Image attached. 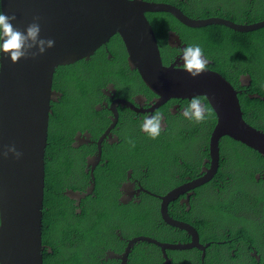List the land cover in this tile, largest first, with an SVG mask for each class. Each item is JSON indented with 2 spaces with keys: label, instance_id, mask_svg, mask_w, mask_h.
<instances>
[{
  "label": "water",
  "instance_id": "1",
  "mask_svg": "<svg viewBox=\"0 0 264 264\" xmlns=\"http://www.w3.org/2000/svg\"><path fill=\"white\" fill-rule=\"evenodd\" d=\"M0 5L6 14L15 15L16 27L23 30L36 19L41 37L55 41L52 49L35 58L29 56L12 63L8 57L0 56L3 66L0 70V153L11 145L22 153L20 159L12 154L7 158L0 155V264H44L46 156L54 114L52 105L62 96L53 90L54 75L59 66L90 59L116 35H120L126 46L131 69L159 97L156 108L171 100L186 101L200 95L214 111L217 121L210 135L211 169L167 195L152 194L161 201L162 220L185 231L190 241L169 243L140 236L127 243L123 254L112 251L109 257L128 264L134 246L147 242L160 248L165 264H172L168 251L198 249L204 260L210 244H201L196 228L172 217L169 207L181 196H186L181 202L189 206L194 190L210 181L217 170L221 138L229 137L264 155V131L245 120L239 93L220 73L206 68L193 79L180 64H165L146 14L166 12L191 28L219 25L239 33L263 29L264 20L242 24L224 17L193 19L173 4L144 0L131 4L128 0H0ZM242 86H245L243 81ZM119 104L133 108L121 101L112 109L116 111ZM97 159L98 155L93 158ZM92 177V185L85 193L70 190L66 194L81 203L96 190V177L94 174Z\"/></svg>",
  "mask_w": 264,
  "mask_h": 264
},
{
  "label": "trees",
  "instance_id": "2",
  "mask_svg": "<svg viewBox=\"0 0 264 264\" xmlns=\"http://www.w3.org/2000/svg\"><path fill=\"white\" fill-rule=\"evenodd\" d=\"M171 1L191 16L198 18L216 15L249 24H256L264 19V16L259 19L258 14L256 15V13H260L261 9L253 7L244 9L239 12L240 14L236 13L235 10L222 9L219 11L218 7H207L204 13L193 14L186 0L184 2L182 0ZM232 15L239 16L240 20ZM148 16L156 31L155 34L158 42H160L159 46H165L163 35L169 26L181 28L182 36H187L192 44H200L204 55L209 59V64L206 67L220 73L226 81L239 91L238 97L243 116L247 122L251 126L264 129V43H261L264 41V28L248 33H239L219 25L193 29L185 27L170 13H150ZM183 29H187L188 35L183 34ZM112 43H115L116 48L115 50L112 49L110 53L117 56L115 58L118 60L117 62L108 58L109 52L99 51V57L103 61L101 66L91 70L90 62L78 61V63L59 66L54 75L53 90L61 92L62 96L52 105L54 114L51 115L49 146L46 156L47 179L43 229L46 247L44 264H119V260L108 258V251L113 250L119 254L124 251L127 241L119 240L114 230L117 227H123V221L128 219L133 224V228H135V224L143 227L142 230L139 227L136 228L139 231L138 235L149 232L145 235L169 243H188L190 241L184 231L172 227L162 220L159 199L147 195L144 200L147 203L146 209H141L140 205L136 203L119 204L117 199L120 184L117 182L109 187L108 181L111 175L108 176L105 169L97 174L98 186L94 194L84 198L80 205H76V202L66 195L68 189L85 193L89 187L88 175L85 173V157L89 153L84 150L87 147L76 148L72 146L74 133L82 129V127L74 126L72 122H77L83 118L85 103L91 100L87 97L93 98L101 95V89L106 86L107 82L113 81L121 83V93L124 95L131 81L137 77L140 79L137 71L132 70L129 65L128 53L120 35H116L112 39ZM110 46L112 47V45ZM243 61L245 62L243 66L239 65ZM242 75H249L250 86H242V81H240ZM255 94L260 95V97H254ZM72 100L78 102H72ZM206 105L208 107L206 118L200 122L195 121L196 124L194 123L188 128L180 126V124L175 125L174 129H176L177 134L174 138L169 139L166 135V139L154 141L148 139L137 128L134 132L135 145L131 150L123 152L120 160L113 151L106 152L105 158L110 159L106 165L118 176L123 175L124 178H122L125 179L126 171L132 167V160L139 158L144 167L147 168L146 174L149 177L166 184L172 183L170 188L161 191V194H165L177 184L175 178L170 179L168 177L167 167L169 163L178 169L184 165V158L179 152L180 146L197 140L200 137L197 134L198 131L200 132V127H207L211 131L216 124L214 111L207 103ZM95 115L96 113H91L90 117H95ZM65 119L70 122L67 123ZM234 144H239V142L228 139L224 143V145ZM112 147L114 146H109V149L112 150ZM248 150L256 153L264 165L262 153L251 148ZM135 171L138 170L135 168ZM80 179L85 183L79 182ZM150 189L157 192L152 188ZM178 200L171 203L169 207L172 217L195 226L200 232L201 243L220 240L217 235L210 233L205 227H200L203 220L194 218L193 203L192 209L187 211V206L181 205ZM222 200L225 204L221 208L224 211L219 212L221 218H233L243 204L241 197H223ZM218 201L220 202V200ZM228 207L234 209L231 215H228ZM78 208H82V211L77 212ZM208 209L211 210L210 207ZM193 220H195L194 223ZM152 225L154 226L152 227ZM157 225L168 231L167 236L166 234L165 237L157 236L154 233ZM127 231L129 232L131 229ZM231 233H238L237 236L243 235L248 240L254 241L249 235L250 228L238 229L236 226ZM123 235L132 236H127L126 232ZM222 238L227 239L225 235ZM224 247L226 245L213 243L210 248L213 250V255L208 250L206 264H223L228 260L231 257L230 250H225ZM224 251H226L225 255H223ZM170 259L172 264H181V261H185L184 264H202L201 252L198 249L170 251ZM128 260L129 264H165L166 262L162 257L160 248L147 242L137 243Z\"/></svg>",
  "mask_w": 264,
  "mask_h": 264
},
{
  "label": "flooded vegetation",
  "instance_id": "3",
  "mask_svg": "<svg viewBox=\"0 0 264 264\" xmlns=\"http://www.w3.org/2000/svg\"><path fill=\"white\" fill-rule=\"evenodd\" d=\"M144 1L156 2V3H170L182 9L177 4H174L173 1L171 0H144ZM184 1L185 0H182V2ZM186 1L190 5L193 14L204 13L207 6H211V5L218 7L219 11H221L222 9L224 10L227 9L229 11L235 10L236 13L238 14H240L239 12H242L244 9L250 7L260 9V6H257L254 3L255 0H247L249 5L246 6L243 10L234 9V7H243L242 4L232 2V5H228L223 0H186ZM225 5H227V8H225ZM260 5L263 6L264 2L260 3ZM183 11L193 19L221 17V16L212 15L205 18H198L191 16L185 10ZM148 14L150 13H147L146 16L150 21ZM232 16L240 20L239 16H234V15ZM227 19L232 20L234 22L237 21L236 19L235 21L232 18H227ZM236 23L249 24L245 22H236ZM184 26L188 27L186 25ZM169 28H167L165 35H163V38H165V46L160 45L163 62H165V64L167 65H173L176 63L180 64L179 61L180 50L183 47L192 43L187 39V36H182L180 32L181 28L172 27V26H169ZM184 33L188 35L187 29H183V34ZM110 45H112V47ZM115 48L116 45L115 43H112L111 40L107 45L100 48L90 59L81 60V61H86L88 63L90 62L91 70L94 67H99L101 66L103 61L99 57L98 52L103 51L104 53L109 52L108 58L113 62H117L118 60L117 59L115 60L117 56L115 54L113 55L110 53L112 49L115 50ZM244 63L245 62L243 61L239 65L243 66ZM232 72L234 71L232 70ZM137 78L131 81V84L124 95L121 93L122 92L121 83H117L116 81H113V82H107L106 86L101 89V93H102L101 95H98L93 98H91V96L87 97L88 99L91 100L85 103V110L84 113L82 114L83 118L77 122H72L74 123V126L82 127V129L74 133L72 144L74 146H78L76 148H80L81 146L87 147V149L84 150L87 153H89L85 157V173L88 175L87 183H89V187L92 185L93 182V177H92L93 174L96 177V180L94 182H96L98 186L97 174L102 169H105L106 174L108 176L111 175L108 181L109 187L117 182L120 184L118 187L119 196L117 199L119 204L130 205L136 203L140 205L141 209H146L145 206L147 205V203L144 200L147 195L152 196L154 198H157L154 195L157 196L167 195L171 191L177 188H182L188 183L192 182L193 180L204 176L207 173L208 169H211L210 135L215 126L211 129V131L210 129H207V127L206 128L200 127V132L199 131L197 132V134L200 137L197 140L193 142H187L180 146L179 152L181 153V156H183L184 158V165L178 169L176 166L172 165V163H169L167 167V171L169 173L168 177L170 179L172 177L175 178V182H177V184L173 188L169 189V191H166L165 194H161V191L170 188V186H172V183L166 184L160 182L158 179L149 177L146 174L147 168L144 167L142 160L139 158L132 160V167H130V169L126 171L125 179H123L124 178L123 175L118 176L117 174H115V171H111V168L106 165V163L110 159L105 158V153L109 151H113L116 157H118V160H120L123 152L125 153L131 150V148L135 145L134 132L137 128L140 129V123L142 122L143 116L145 114H152L159 112L164 118L163 128L161 130V133L155 139L147 136L140 129L141 133L145 134L148 137V139L154 141H157V139L159 140L166 139V135L169 137V139L176 137L177 132L176 129H174L175 125L180 124V126L188 128L189 126L195 123V121L188 120L181 114L188 100L186 101L171 100L166 102V104H163L158 108H156V105L159 101V97L153 94L144 85L141 79H137ZM248 79H249V75H242V77L240 78V81L244 82L245 87L250 86L251 84V80L248 81ZM236 91L239 93L238 90ZM202 99L203 102L206 104V101H204L205 99L204 98ZM121 101L125 103H130L133 108L130 109L128 108V106L119 104L117 106L116 111H114L112 109V106L117 102L120 103ZM72 102H78V101L72 100ZM91 113H96L95 117H90ZM261 129L264 131L263 128ZM127 137L129 138L125 139ZM228 139L229 141L231 140V138L229 137H223L220 139L219 158L216 166L217 170L214 173V175L211 177L210 181L194 190V194L190 198L189 206L185 202H181V201H185L186 196H181L178 201L181 203V205L187 206L186 208L187 211H190L192 209V203H193L194 208L192 210V213L194 218H200L201 220H203V222L200 223V227H205L210 233H214L215 235H217V237H219L218 239H220V240H212L206 243L200 242L203 245L210 244L209 247H207L206 249V256L204 260L202 258V252L199 250L201 252L202 264L207 263V258L209 254L208 250H210L213 243L215 244L219 243L222 245L224 244L226 245L224 249L230 250L229 254H231V257H229L228 260H226L223 264H264V165L261 161V158L256 153L250 152L248 150L249 148L248 146L240 142L239 144H234V145H224V143ZM120 143L121 145H119ZM109 146H114V147H112L111 150L109 149ZM97 155H98V159L93 160V158L96 157ZM135 168L138 171H135ZM79 182H81L82 184L85 183V181H82L81 179ZM150 188L156 190L159 193L152 191ZM68 190H72V189H68ZM223 197H228V198L241 197L243 204L242 207L240 208V211L237 212L233 218H220L217 217L216 215L213 219H208V217H205L208 213V208H207L208 202L218 198L221 199ZM74 202H76V205H79L80 203L79 200L78 201L74 200ZM227 210H228V215H231L234 212L233 207H228ZM81 211L82 208L77 209V212H81ZM240 213L242 214L243 218H240ZM237 215L239 216V218H236ZM221 219H226V220H221ZM123 222H124L123 227H117L114 230L119 240H125L129 242L134 238L140 236H147L145 234L149 233V232H145L138 235L137 233L139 231L136 228L139 227L142 230L143 227L141 225L135 224V228H133L134 226L129 219L124 220ZM194 222L195 220H193V223ZM153 226L154 225H152V227ZM236 226H238V229L244 227L250 228L249 235H251V238H253L254 241L248 240V238L243 235L237 236L238 233L232 234L231 231ZM129 229H131V231L128 232L127 230ZM124 232H126L127 236L130 235L132 236L126 237L123 235ZM167 232L168 231H166L165 229L160 228L159 225H157L156 229L154 230V233L157 236H163V237H165V234ZM197 232L200 235V232L198 230ZM133 235H137V236H133ZM224 235L227 237V239L222 238ZM112 251L113 250L108 251V258H110L109 254ZM168 252L170 257V251ZM210 252H212L213 255V250H210ZM225 252L226 251H224L223 255H225ZM116 254H119V252H116ZM184 263L185 261H181V264ZM119 264H121V261H119ZM128 264H129V260H128Z\"/></svg>",
  "mask_w": 264,
  "mask_h": 264
},
{
  "label": "clouds",
  "instance_id": "4",
  "mask_svg": "<svg viewBox=\"0 0 264 264\" xmlns=\"http://www.w3.org/2000/svg\"><path fill=\"white\" fill-rule=\"evenodd\" d=\"M128 2L130 4L135 3V0H128ZM15 21L14 14H6L0 8V56H6L12 63H16L21 59L29 58V56L35 58L38 55H44L48 49L55 46L53 39L41 37V27L38 20L34 19L23 30L15 26ZM179 61L182 70L193 79L198 78L206 70V65L209 63V59L204 55L200 44H189L183 47L180 50ZM2 68L3 66L0 65V70ZM207 112L208 107L203 102L202 97L193 95L188 99L181 114L188 120L200 122L206 118ZM163 119L159 112L145 114L140 123V129L147 136L155 139L161 133ZM9 154H12L16 159H20L22 156V153L14 145L7 146L6 150L0 153L4 158H7ZM0 226H2V221H0Z\"/></svg>",
  "mask_w": 264,
  "mask_h": 264
},
{
  "label": "rangeland",
  "instance_id": "5",
  "mask_svg": "<svg viewBox=\"0 0 264 264\" xmlns=\"http://www.w3.org/2000/svg\"><path fill=\"white\" fill-rule=\"evenodd\" d=\"M225 3H227L228 5H232V2H234V3H240V4H242V6L243 7H234V9H237V10H243L246 6H248L249 5V3H248V1L247 0H223ZM262 2H264V0H255L254 1V3L257 5V6H260V13H256V15L258 14V18L260 19V18H263V16H264V5L263 6H261L260 5V3H262ZM207 7H215L214 5H211V6H207ZM225 8H227V5H225ZM261 20H264V19H261ZM261 22V21H260ZM262 44L264 43V41L263 42H261ZM65 121L67 122V123H69V120H66L65 119ZM72 146L73 147H78V146H74L73 144H72ZM68 192H71L70 190H67L66 191V193H68ZM67 195V194H66ZM70 199H72L69 195H67ZM73 200V199H72ZM218 200H220V202L218 201ZM225 203H224V201L222 200V198L220 199V198H218V199H214V200H211V201H209L208 202V204H207V208L208 207H210L211 208V210H209L208 209V213H207V215L205 216V217H208V219H213L214 217H215V215L217 216V217H220V215H219V212H221V211H224V210H222L221 208L223 207V205H224ZM234 216V215H233ZM221 218V217H220ZM223 218V217H222ZM236 218H239V216L237 215V217ZM240 218H243V216H242V214L240 213ZM221 220H226V219H221ZM128 243V242H127Z\"/></svg>",
  "mask_w": 264,
  "mask_h": 264
}]
</instances>
